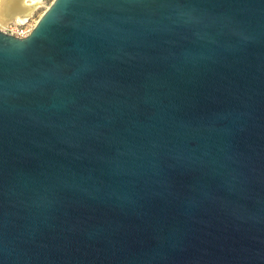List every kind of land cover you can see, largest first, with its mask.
<instances>
[{
  "label": "water",
  "instance_id": "water-1",
  "mask_svg": "<svg viewBox=\"0 0 264 264\" xmlns=\"http://www.w3.org/2000/svg\"><path fill=\"white\" fill-rule=\"evenodd\" d=\"M0 264H264V0L0 28Z\"/></svg>",
  "mask_w": 264,
  "mask_h": 264
},
{
  "label": "bare ground",
  "instance_id": "bare-ground-1",
  "mask_svg": "<svg viewBox=\"0 0 264 264\" xmlns=\"http://www.w3.org/2000/svg\"><path fill=\"white\" fill-rule=\"evenodd\" d=\"M41 5L42 0H0V28H4L12 21L26 22Z\"/></svg>",
  "mask_w": 264,
  "mask_h": 264
},
{
  "label": "built area",
  "instance_id": "built-area-1",
  "mask_svg": "<svg viewBox=\"0 0 264 264\" xmlns=\"http://www.w3.org/2000/svg\"><path fill=\"white\" fill-rule=\"evenodd\" d=\"M34 24L28 25V20L24 23L12 22V23H8L7 26L2 28V30L16 37H25L29 34Z\"/></svg>",
  "mask_w": 264,
  "mask_h": 264
},
{
  "label": "rangeland",
  "instance_id": "rangeland-1",
  "mask_svg": "<svg viewBox=\"0 0 264 264\" xmlns=\"http://www.w3.org/2000/svg\"><path fill=\"white\" fill-rule=\"evenodd\" d=\"M52 0H42V5L34 10V12L31 14L28 25L34 24L40 17V15L43 13V11L47 8V6L51 3Z\"/></svg>",
  "mask_w": 264,
  "mask_h": 264
}]
</instances>
